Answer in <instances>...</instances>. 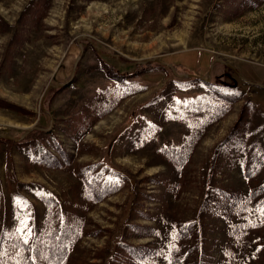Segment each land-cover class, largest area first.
<instances>
[{"label": "rangeland", "instance_id": "1", "mask_svg": "<svg viewBox=\"0 0 264 264\" xmlns=\"http://www.w3.org/2000/svg\"><path fill=\"white\" fill-rule=\"evenodd\" d=\"M220 87L241 94L222 116ZM0 105V134L28 131L0 141V231L30 217L50 231L47 193L76 229L64 264H168L173 225L193 219L206 264H264V222L220 194L246 196L244 151H264V0H0ZM169 146L186 154L176 166ZM86 168L121 184L93 202Z\"/></svg>", "mask_w": 264, "mask_h": 264}, {"label": "trees", "instance_id": "2", "mask_svg": "<svg viewBox=\"0 0 264 264\" xmlns=\"http://www.w3.org/2000/svg\"><path fill=\"white\" fill-rule=\"evenodd\" d=\"M38 4H40V2H37V5ZM151 65L161 66L162 63L150 61L145 64V67L149 69ZM172 66L176 70V65ZM111 69L113 70V68ZM212 93L223 103V105H212V108L218 112L217 115L219 116L225 113L228 103L238 100L241 95L240 92L233 91L232 88L224 87H220L219 91L212 90ZM6 103L4 106L7 105ZM210 105L211 104H208V106ZM246 106H248V104L244 103L237 121L225 140L219 145H224L227 142L229 143L226 144V146L230 145L235 140V135L240 132L239 129L245 126L244 113L247 112ZM0 141L7 142L8 139L0 138ZM18 144L22 147L29 145L24 142H19ZM246 147L242 159V174L247 182H250L252 178H254L256 182L249 186L246 196H242L239 192L235 191H223L220 194L223 195L222 199L229 201L234 208L244 210L243 215L245 220L256 225L260 222H264V151L254 143ZM37 150L41 162L49 164L54 163L51 160L53 157L55 159V156L47 150L42 143L38 144ZM162 154L175 166L178 165L186 155L182 147L177 148L170 146L163 148ZM85 171H87L85 172L86 174L80 172V175L86 185V197L93 200V202L101 201L105 196L116 191L121 184V178H119L116 173L109 179H100L99 175L94 173L93 168H86ZM260 173H262V176L258 177ZM38 197L51 209V230L40 236L34 218L30 217L26 219L27 224L32 223L30 227L23 231L18 230L12 233L9 225L4 221L0 231V264H15L13 261L10 263V260H12L10 258L13 257L10 250V243L12 241L16 242L14 243L15 245H18V247L15 248L19 252L16 257L18 258L19 264L65 263L69 246L73 244L76 238V229L73 224L70 223L69 217L62 212L61 207H59L60 202L58 199L47 193H42V195ZM205 205L206 203L203 202L201 209H203ZM250 212H253V215H248ZM199 225L197 219L187 222H176L173 225V243L168 250V264H183L189 254H195L196 259L193 258L192 263L206 264L204 253L206 250L203 248V240L200 237ZM29 229H31L30 233ZM189 237H191L192 241L186 244V239ZM25 238L28 240L27 244L23 243ZM41 243H45V250L40 248L39 244ZM260 243L264 246V240ZM127 247H130L132 250L139 249L138 247Z\"/></svg>", "mask_w": 264, "mask_h": 264}, {"label": "water", "instance_id": "3", "mask_svg": "<svg viewBox=\"0 0 264 264\" xmlns=\"http://www.w3.org/2000/svg\"><path fill=\"white\" fill-rule=\"evenodd\" d=\"M90 42H91V41H90ZM91 43H92V42H91ZM80 48H81V47H80ZM94 48L97 50V52H98L99 54H103V55H112V54H104V53H101V52L99 51L98 47L95 46V45H94ZM82 52H83V50H82V48H81V53L79 54L78 58L76 59V61L74 62V65H73V73H74V69H75V67H76V65H77L78 60L81 58ZM116 59H117V58H116ZM150 60H152V61H154V62L162 63V62H161L160 60H158L157 58H151V59H145V60H140V61H135V62H129V63H127V65H131V64H134V65H135V64H143V63H146V62H148V61H150ZM224 64H225L226 66L229 67L228 64H226V63H224ZM167 66H168V67L171 69V71L175 74L173 67H172L171 65H167ZM73 73H72V74H73ZM208 73H209V71H208ZM186 75H188V74H186ZM53 87H58V86H55V85L51 84L49 88H53ZM27 133H28V131H26L25 133H23L19 138H13V137H11V136H7V135H3V134H0V137H4V138H7V139H15V140H19V139L23 138Z\"/></svg>", "mask_w": 264, "mask_h": 264}, {"label": "snow or ice", "instance_id": "4", "mask_svg": "<svg viewBox=\"0 0 264 264\" xmlns=\"http://www.w3.org/2000/svg\"><path fill=\"white\" fill-rule=\"evenodd\" d=\"M14 219H15V215H14ZM20 225H21V227H20V231H23L24 229H26V228H28V224H27V222H26V220H22L21 222H20ZM31 232V229H29V233ZM23 243L24 244H27L28 243V240L25 238L24 240H23ZM13 247H18V245H13Z\"/></svg>", "mask_w": 264, "mask_h": 264}, {"label": "flooded vegetation", "instance_id": "5", "mask_svg": "<svg viewBox=\"0 0 264 264\" xmlns=\"http://www.w3.org/2000/svg\"><path fill=\"white\" fill-rule=\"evenodd\" d=\"M91 43V42H90ZM92 45V44H91Z\"/></svg>", "mask_w": 264, "mask_h": 264}, {"label": "crops", "instance_id": "6", "mask_svg": "<svg viewBox=\"0 0 264 264\" xmlns=\"http://www.w3.org/2000/svg\"><path fill=\"white\" fill-rule=\"evenodd\" d=\"M208 73V72H207Z\"/></svg>", "mask_w": 264, "mask_h": 264}]
</instances>
